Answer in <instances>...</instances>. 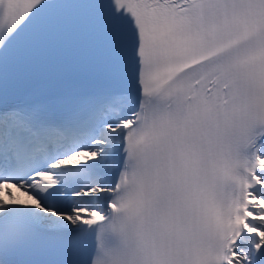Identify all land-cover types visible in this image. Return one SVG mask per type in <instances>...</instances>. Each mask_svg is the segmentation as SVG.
Masks as SVG:
<instances>
[{
	"label": "snow or ice",
	"instance_id": "6c2138e0",
	"mask_svg": "<svg viewBox=\"0 0 264 264\" xmlns=\"http://www.w3.org/2000/svg\"><path fill=\"white\" fill-rule=\"evenodd\" d=\"M0 264H264V0H0Z\"/></svg>",
	"mask_w": 264,
	"mask_h": 264
}]
</instances>
